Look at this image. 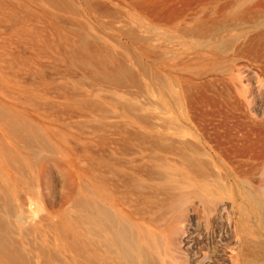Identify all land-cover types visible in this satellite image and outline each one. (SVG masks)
I'll use <instances>...</instances> for the list:
<instances>
[{
	"label": "rangeland",
	"instance_id": "obj_1",
	"mask_svg": "<svg viewBox=\"0 0 264 264\" xmlns=\"http://www.w3.org/2000/svg\"><path fill=\"white\" fill-rule=\"evenodd\" d=\"M18 1L12 5L0 0V112L28 124L23 135L32 136L39 128L40 138L16 143L1 114L0 133L12 137L8 146L18 147L30 162L40 158L35 170L25 171L27 177L36 174L27 199L45 208L49 199L54 201L58 212L51 213L53 220L64 209L68 216L77 213L74 201L84 192L88 154L118 166L124 161L116 154L139 159L137 150L154 144L159 134L179 145L183 137L177 102H250L242 109L259 111L264 107V0ZM103 52L111 61L100 60ZM121 65L127 70L123 81L106 74ZM165 80L172 82L169 89ZM201 81L203 95L198 92ZM151 145L148 149L155 147ZM162 153L171 164H180L174 153ZM263 158L247 174L254 185L263 175ZM162 229L156 232L167 249ZM36 238L34 233L24 241L14 236L33 264ZM177 247L172 252L168 248L172 254L164 252V259L189 264L186 251L179 253Z\"/></svg>",
	"mask_w": 264,
	"mask_h": 264
},
{
	"label": "bare ground",
	"instance_id": "obj_2",
	"mask_svg": "<svg viewBox=\"0 0 264 264\" xmlns=\"http://www.w3.org/2000/svg\"><path fill=\"white\" fill-rule=\"evenodd\" d=\"M58 2L44 0L42 4ZM10 3L21 4L18 0ZM99 58L102 62L111 61L104 52ZM125 69L121 65L106 74L123 81ZM165 81L167 84L160 82L161 85L172 84ZM198 85V92L203 95L205 84L201 81ZM177 103L183 137L179 145H172L164 138L166 135L157 134L152 143L158 145L157 149H148L151 143L147 148L140 147L135 153L139 159L118 153L116 159L124 161L118 166L109 159L88 154L84 192L74 201L77 213L68 216L64 209L58 220L51 217V213L58 212L54 201L49 199L45 208L31 201V197L27 199L36 174L27 177L25 171L35 170L40 158L30 162L22 150L17 151L18 147L8 146V141L12 143L14 139L19 144H32L40 138V129L34 128L32 136L23 135L29 125L11 121L1 110V117L6 120L0 123L13 132L14 139L5 134L10 138L5 141L4 130L1 131L0 264H20L18 260L33 264L21 249L24 245L19 247L14 239L15 235L21 240L33 233L38 237L32 241L31 260L35 264H169L164 252L171 255L172 247L177 246L179 251H186L189 264L194 259L195 264H264V171L260 169L263 175L255 185L247 176L255 168V160L264 157V107L261 111L251 107L244 111L243 104L250 106V102ZM164 149L177 156L178 166L164 156ZM243 152L249 154L244 156ZM237 154L243 155L232 160ZM162 227L171 252L157 236L156 231ZM62 251L71 255L61 258Z\"/></svg>",
	"mask_w": 264,
	"mask_h": 264
}]
</instances>
